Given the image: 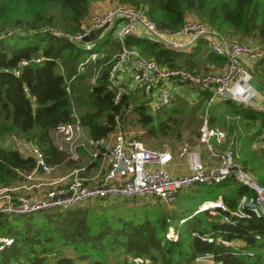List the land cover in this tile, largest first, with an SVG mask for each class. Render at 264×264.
Returning <instances> with one entry per match:
<instances>
[{
    "label": "trees",
    "instance_id": "16d2710c",
    "mask_svg": "<svg viewBox=\"0 0 264 264\" xmlns=\"http://www.w3.org/2000/svg\"><path fill=\"white\" fill-rule=\"evenodd\" d=\"M96 1L100 0H0V134L34 141L51 164L65 159L74 165L79 162L67 158L54 137L59 124L76 121L77 117L95 139L109 137L116 115L126 123L131 112L150 133L156 127L168 132L170 119L157 120L147 99L137 102L135 96L123 93L120 101H115L117 89L109 80L114 52L107 45L120 47L121 41L112 32L99 42V49H107L105 56L91 59L85 70H79L90 50L61 31H83ZM119 1L145 7L147 16L162 29L179 28L192 13L224 36L264 43V0ZM124 42L164 65L186 63L189 67L195 66L196 56L207 44L209 59L226 63V57L212 51L204 37L190 51L150 37L127 35ZM38 57L41 59L36 60ZM23 59L29 63L22 64ZM209 93L203 89L202 98ZM220 103L225 104L227 113L241 116L246 132L255 126L246 137L264 132V110L232 98ZM80 151L84 153V147ZM259 151L251 149L252 159L240 163L255 171L264 186V149ZM100 156L101 152L87 167L98 164ZM35 166L32 155L0 143V186L25 181ZM196 184L199 200L186 206L181 204V197L172 213L160 199L143 198L142 203H135L136 197L124 196L88 199L74 206L28 214L0 213V234L14 238L0 249V264H138L137 256L144 258L143 264H192L206 252H213L219 264H264V216L221 220L238 205L240 196L252 193V189L234 177ZM203 184L207 186L202 188ZM220 195L229 209L218 208L217 215L197 211L204 200ZM128 201L133 204L128 205ZM185 216L190 217L182 225L172 223L173 218ZM171 225L180 227L177 240L165 236ZM207 232L235 242H210L197 234Z\"/></svg>",
    "mask_w": 264,
    "mask_h": 264
},
{
    "label": "built area",
    "instance_id": "2783aa9c",
    "mask_svg": "<svg viewBox=\"0 0 264 264\" xmlns=\"http://www.w3.org/2000/svg\"><path fill=\"white\" fill-rule=\"evenodd\" d=\"M138 25L145 27L150 35L147 36ZM100 26H105V29L98 39H84L91 29ZM110 32L121 41V46L112 55L109 69V80L117 89L115 101L119 102L123 93H130L120 77V71L128 63L132 69L133 79L147 96V103L152 111L174 102L175 91L179 85L208 89L210 93L206 98V117L199 130L198 143L217 157L219 162L208 165L198 146L183 141L179 145L178 154L186 159L189 171L174 174L168 168L174 159V147H153L146 144L138 136L130 133L122 117L117 114L115 129L112 132L113 141L108 152V167L100 178L88 183L81 176V171L87 167V163L97 158L101 151L100 145L106 138H93L89 129L77 117L76 121L59 124L54 137L58 148L65 151L69 159L79 160L80 148L92 147L88 161L86 164L75 166L68 174L38 184L32 183L31 180L40 172L53 173L59 164L49 163L43 149L34 141L13 136V147L23 154L32 155L36 160V166L26 174L25 181L0 186V213L28 214L39 210L74 206L88 199L116 196H155L164 203L171 204L180 190L186 186L199 182H219L234 177L238 182L250 187L252 193L241 195L238 205L230 209L229 213L223 214L221 220L235 222L241 217L264 216V186L236 159L238 154L233 147L230 145L224 149L215 147V143L224 144L229 134L224 127L214 125L208 119L209 109L219 100L232 98L251 103L257 90L243 75L244 70L250 69L244 57L254 62L264 60V43L245 42L224 36L217 28L193 17H189L177 29H162L147 16L145 7L118 3L91 13L88 23L81 32L61 31L72 41L90 50L89 55L79 65L80 71L85 70L86 63L91 59L105 56L107 49L96 48V42ZM127 35L150 37L177 49H189L204 37L212 51L226 57L225 69L222 72L200 73L186 66L164 65L153 57L143 55L137 48L129 47L124 42ZM168 35L192 37L171 40ZM28 63V59L22 60V64ZM19 72L20 70L16 69V73ZM68 90L70 91V86ZM257 108L264 110V105ZM234 136L235 134L233 138ZM43 184L49 187L46 190L37 189ZM218 208L229 209L222 195L215 200H204L197 211L208 210L211 214L217 215ZM189 217L180 218L179 224L182 225ZM197 234L210 242L217 240L233 244L228 239L212 235L211 232ZM165 236L177 240L180 236V227L171 225ZM13 240L10 235L0 234V249ZM135 260L138 264L144 263L142 256H137ZM196 261L200 264H219L213 252L198 255Z\"/></svg>",
    "mask_w": 264,
    "mask_h": 264
},
{
    "label": "rangeland",
    "instance_id": "374dc122",
    "mask_svg": "<svg viewBox=\"0 0 264 264\" xmlns=\"http://www.w3.org/2000/svg\"><path fill=\"white\" fill-rule=\"evenodd\" d=\"M121 3L119 0H100V1H96L93 4V11L94 10H102L103 8H108L112 5ZM190 17L193 18H197V19H201L198 16H196L195 14H190ZM139 29L142 30L144 33H146L147 36L150 35V32L145 29V27L138 25ZM114 37H116L114 35ZM183 37H187V38H191V35H184V36H172V35H168V38L171 40H181V38ZM233 38V37H232ZM237 39V38H236ZM105 37H102L101 39H99L96 42V48H99V42H104ZM107 47L111 50H113V52L117 51L119 49V47H114L112 44H108ZM205 50L202 51V53L198 56H196L195 58V66L194 67H189L186 63L182 64V66H186L189 67L191 69L196 70L197 72L200 73H205V72H216L218 70H220V68L223 66L222 64H217L214 63L213 61H211V59H209L208 57V45H205ZM192 49V47H190L188 49V51H190ZM244 60L247 62V60H249V58L244 57ZM243 75L246 79H248L250 77L249 73L244 70L243 71ZM194 94H191V93ZM140 97L144 100H146L144 94L141 92ZM198 98H202V90H199V88H195L192 87L190 89H186V92L184 93V95H180L177 94L175 96L174 102H172L170 105L156 109V110H151L153 112V114L155 115L156 119H170L169 120V124H168V132H165V130H159L156 127L155 132H149V127L146 126H142L141 124H139L137 122V118L134 112H131V114L128 116L127 120H126V127L128 128L129 131H131L132 133L141 136L145 141H147V143L150 146H155L157 145V147H163V146H173L174 150L177 149L179 147V145L183 142V141H188L191 143H194L195 140L198 139L199 136V130L200 127L202 125V123L205 120L206 117V102L204 103V101H198L195 102L194 99L195 97ZM193 101V102H192ZM221 101V100H219ZM216 102L210 109L208 112V119L209 121L212 123L211 118L212 115H217L218 119L217 123L218 124H223L224 123V117L222 116L224 114L223 111H225L226 106L224 103H220V102ZM189 122H188V121ZM183 131V134H179V131ZM252 134L251 132H246L242 126H241V144L240 142L238 143V150L240 155L236 156V159L241 162L244 163V161L246 159L251 160L252 156L250 154L251 149L252 150H260L259 152L261 153L264 149V137H260L257 135L252 136V138L250 139L249 137H246L247 135ZM245 135V137H244ZM0 143L4 146H12L13 145V136L11 135H4V134H0ZM228 142H226L227 145ZM225 145V147H226ZM215 147L217 149H219V144L215 143ZM232 147L236 150V145H232ZM200 150L202 151V153L207 156L210 157L211 153L208 151V149H206L204 146L200 147ZM212 156V155H211ZM214 157V156H213ZM215 158V157H214ZM251 162V161H250ZM97 167L99 168V164L97 165ZM170 168V167H169ZM252 175L256 178L257 175L255 173V171H252L250 169H248ZM197 184H192L190 186H186L183 189L180 190V192L178 193V195L176 196V198L174 199V201L171 204H167L166 203V208L169 209L171 211V213L173 212L172 209H177V205L180 204V198L184 197L181 201L182 205H186L188 206L190 204V202H197L199 200L198 197V193L195 194L196 190H194V188L196 187ZM207 185L203 184V187H206ZM195 194V195H194ZM134 198V197H132ZM131 198V199H132ZM143 198H147L150 201H155L156 199H158L155 196H146V195H141L135 198V203H142ZM211 200H215V199H211ZM159 202V201H158ZM128 205H132L133 201H128ZM201 204V203H200ZM213 215V214H212ZM14 220V218L12 219ZM178 217H175L172 219V223L175 225H178ZM208 233V232H207ZM227 240V239H226ZM231 241L233 244L235 242V240H229ZM197 261L193 262L192 264H196ZM220 263V261H219Z\"/></svg>",
    "mask_w": 264,
    "mask_h": 264
},
{
    "label": "crops",
    "instance_id": "0c3cea01",
    "mask_svg": "<svg viewBox=\"0 0 264 264\" xmlns=\"http://www.w3.org/2000/svg\"><path fill=\"white\" fill-rule=\"evenodd\" d=\"M102 1V0H101ZM106 8H103L102 10H104ZM94 11H101V10H94ZM93 11V12H94ZM114 35V34H113ZM116 36V35H115ZM223 66L220 68V70L216 71V72H222L225 69V65L226 63L222 64ZM247 65L250 68L249 70L246 69V71L249 73L250 77L247 79L248 82H250L257 90L256 95L254 96V98L252 99L251 103H247L252 105L253 107L257 108L259 105H264V61H251V60H247ZM120 77L122 80V83L125 87H127L130 91V94L134 97V100L137 102H140V100L142 99L140 97V93L142 92L145 96L146 99L147 96L145 95V93L143 92L142 88L140 86L137 85V83L135 82V80L133 79L132 76V69L130 64H125L122 68V70L120 71ZM194 87V86H192ZM191 86L188 85H179L176 88L175 91V96L177 94L180 95H184V93L186 92V89H190ZM195 88H199V90H203L200 87H195ZM191 94H194L193 92ZM145 100V99H144ZM204 101V103L206 102V98H198L197 96L195 97L194 101L198 102V101ZM193 102V101H192ZM220 102V101H219ZM258 109V108H257ZM224 114L222 115L224 117V123L223 124H218L217 120H219L217 117V115H212L211 120L212 124L214 125H220L222 127H224L229 134V138L224 144L219 145L220 149H224L227 146H231L232 145H236V153L239 154V150H238V143L240 142L241 144V121H240V115L239 114H233V113H227L226 111H223ZM256 130L255 126L252 128L251 132H254ZM130 133H132L130 131ZM134 134V133H133ZM233 134H235L234 138H233ZM136 135V134H134ZM257 136L260 137H264V132L257 134ZM112 141H113V135L112 133L109 135V137H107L105 139V142L100 145V149H101V156L98 158L99 159V168L97 167L98 164H93L90 167H86L83 171H81V176L84 178V180L88 183H93L94 181H96L98 178H100L105 170L108 167V152L110 151L111 145H112ZM194 145L198 146L199 149L202 146L201 144L198 143V139L195 140V142L193 143ZM226 145V147H225ZM13 146V145H12ZM157 146V145H155ZM168 146V145H167ZM160 147V146H159ZM163 147H166L163 146ZM85 149V148H84ZM91 149H85V152L81 153V157L80 160H78L79 162H75L77 163L76 165H74L73 163H69V161L67 159H65V161L61 162L57 167L56 170L53 173L50 174H46V173H38L31 181L32 183H39L42 181H47V180H51L53 178H57V177H61L65 174H68L75 166H80L83 164H86V162L88 161L89 157L88 155H90ZM178 149H175V155H174V159L173 161L168 165V168L171 170L172 173L174 174H184L187 173L189 171V166L187 164V161L184 157L180 156L178 154ZM202 152V151H201ZM203 155V158L205 160V162L208 165L211 164H217L219 162V159L217 157H213V155L210 157L207 156L206 154ZM49 185L47 184H43L37 187V189L39 190H46V188H48ZM35 190V189H34Z\"/></svg>",
    "mask_w": 264,
    "mask_h": 264
},
{
    "label": "water",
    "instance_id": "95a60500",
    "mask_svg": "<svg viewBox=\"0 0 264 264\" xmlns=\"http://www.w3.org/2000/svg\"><path fill=\"white\" fill-rule=\"evenodd\" d=\"M105 29V26H100L91 29L84 37L85 40H96L100 37Z\"/></svg>",
    "mask_w": 264,
    "mask_h": 264
}]
</instances>
